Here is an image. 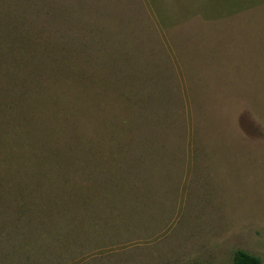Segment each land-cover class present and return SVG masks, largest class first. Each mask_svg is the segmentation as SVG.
<instances>
[{"label":"rangeland","instance_id":"374dc122","mask_svg":"<svg viewBox=\"0 0 264 264\" xmlns=\"http://www.w3.org/2000/svg\"><path fill=\"white\" fill-rule=\"evenodd\" d=\"M264 264V0H0V264Z\"/></svg>","mask_w":264,"mask_h":264},{"label":"trees","instance_id":"16d2710c","mask_svg":"<svg viewBox=\"0 0 264 264\" xmlns=\"http://www.w3.org/2000/svg\"><path fill=\"white\" fill-rule=\"evenodd\" d=\"M233 264H262L260 259L243 250H236L232 257Z\"/></svg>","mask_w":264,"mask_h":264}]
</instances>
